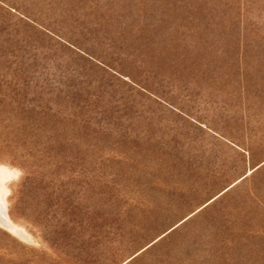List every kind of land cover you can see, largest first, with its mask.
I'll list each match as a JSON object with an SVG mask.
<instances>
[{
  "label": "rangeland",
  "instance_id": "374dc122",
  "mask_svg": "<svg viewBox=\"0 0 264 264\" xmlns=\"http://www.w3.org/2000/svg\"><path fill=\"white\" fill-rule=\"evenodd\" d=\"M0 264H264V0H0Z\"/></svg>",
  "mask_w": 264,
  "mask_h": 264
},
{
  "label": "bare ground",
  "instance_id": "6f19581e",
  "mask_svg": "<svg viewBox=\"0 0 264 264\" xmlns=\"http://www.w3.org/2000/svg\"><path fill=\"white\" fill-rule=\"evenodd\" d=\"M6 206L7 205H6L4 190L0 188V225L13 232L15 235L21 237L25 236L26 234L24 233V231L20 227L14 225L6 215L5 213Z\"/></svg>",
  "mask_w": 264,
  "mask_h": 264
}]
</instances>
